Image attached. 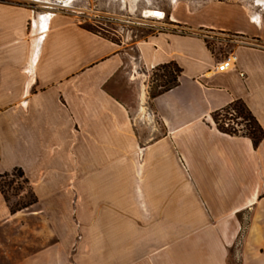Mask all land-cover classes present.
Returning a JSON list of instances; mask_svg holds the SVG:
<instances>
[{
  "label": "crops",
  "instance_id": "obj_1",
  "mask_svg": "<svg viewBox=\"0 0 264 264\" xmlns=\"http://www.w3.org/2000/svg\"><path fill=\"white\" fill-rule=\"evenodd\" d=\"M163 11L167 27L116 41L41 0H0V174L22 168L36 196L13 213L0 190V264H264V140L213 120L242 100L264 127V13L214 0ZM203 29L232 33L212 38L234 69L216 70ZM171 61L177 85L152 97ZM123 72L134 110L110 88ZM31 218L50 241L14 256L11 230Z\"/></svg>",
  "mask_w": 264,
  "mask_h": 264
},
{
  "label": "rangeland",
  "instance_id": "obj_2",
  "mask_svg": "<svg viewBox=\"0 0 264 264\" xmlns=\"http://www.w3.org/2000/svg\"><path fill=\"white\" fill-rule=\"evenodd\" d=\"M41 1L46 2L47 6L55 11L62 9L68 10L69 12L75 14L87 28L95 32H99L102 35L116 41L123 39V35H127V39H131V41L140 39L155 29L167 27L169 20L168 17H166V14L163 17L164 19L158 18L148 15L145 12V9H162V11H166L168 9V2H174L173 0H136L135 9L131 10L129 0H127V4L124 3L123 0H75L74 2H72L73 0L68 2L67 0ZM181 1L187 2L189 0ZM205 1L209 0H190L192 3L197 2L200 4ZM214 1L235 4L243 11L251 14L255 10L254 15L258 16H260L259 13H264V5H257V2L254 0ZM67 4H69L68 7ZM252 6H254V10ZM142 13H145V16L150 18L144 17ZM197 33L205 38L208 43V47L213 52L222 53L224 57L232 51L230 44H220L215 38H212V36L230 38L232 33L215 29H203L197 31ZM235 39L245 40L242 37H237ZM131 52L135 54V50H131ZM175 74V68L170 65L164 68L154 69L149 81L150 94L152 95L155 92L163 90L168 81L174 78ZM110 88H112L116 94L126 99L132 106L133 110L135 109V88L133 83L128 82V75L125 74V72H123L120 77L116 79V81L110 84ZM240 111H243L244 113H241ZM247 115V112L243 110V106L237 104L231 108L218 111L215 115L218 123L215 122L214 117L213 120L216 126L219 124L224 125L227 129L236 130L239 134H242L248 133V128L250 127L254 129L257 127L253 120H249L248 117H244ZM0 186L9 200V205L14 209L21 208L22 206L35 201V195L32 191V187L24 181V177H22L18 171H14L9 175L1 177ZM25 226L26 227L22 229L24 232H21V234H19L18 231L21 227L18 223L14 229L11 230L12 233L14 232L13 241L8 243V247L14 256L17 254V249H19L22 245L30 247V250H27V252L25 251L28 253L29 251L32 252L35 249L44 246L46 242L49 243L50 241L45 240L47 236H44V231H42L39 219L31 218L27 221ZM0 239H5V236L0 235ZM6 247L7 246L4 247V245L0 246V256H5ZM231 264H239V262L236 259H231Z\"/></svg>",
  "mask_w": 264,
  "mask_h": 264
},
{
  "label": "trees",
  "instance_id": "obj_3",
  "mask_svg": "<svg viewBox=\"0 0 264 264\" xmlns=\"http://www.w3.org/2000/svg\"><path fill=\"white\" fill-rule=\"evenodd\" d=\"M169 65L170 66H173L175 68L176 74H175L174 78L172 80H169L168 81L167 85L164 87L163 90L153 93L151 95L152 97H155L158 94H161V93H163V92H165V91H167V90H169V89H171V88H173L174 86L177 85V82H178L177 81V77L181 73L182 69L179 67V65L175 61H171L168 64L160 65L157 68L158 69L159 68H164V67L169 66ZM237 104H240L241 106H243V110H245L247 112V114H248L247 116H244V117H248L249 120H253L254 123H255V125L257 126L256 129L250 127V128H248V131H249L248 133H242V134H239L236 130L227 129L224 125H220V124L217 125L218 126V129L220 131H222V132L229 133V134H232V135L248 136V137L252 138V140L254 142V145L255 146H258L260 144V142L264 140V127L259 123V121L257 120V118L252 114V112L250 111L249 107L246 105V103L244 101L237 100V101L233 102L232 104H230L229 106H227V107H225V108H223L221 110H224L226 108H231V107H233V106H235ZM217 112L218 111H216L214 113V115H213L214 120H215L216 123H218L217 119L215 118V115H216ZM240 112L241 113H244L243 111H240ZM248 118H246V119H248ZM14 171H18L20 173V175L22 177H24V181L27 184H29L28 179L25 177L24 171L22 170V168H19V167L14 168V170H12L10 172H5L3 174H0V178L3 177V176L9 175L10 173H12ZM0 190L4 194L7 202L9 203V200L7 199V197H6L5 193L3 192L1 186H0ZM34 195H35V193H34ZM34 203H36V196H35V201H33V202L29 203V204H26V205L22 206L21 208L14 209L12 206H10L11 207V211L13 213H16L17 211L22 210V209H25V208L29 207L30 205H33Z\"/></svg>",
  "mask_w": 264,
  "mask_h": 264
},
{
  "label": "bare ground",
  "instance_id": "obj_4",
  "mask_svg": "<svg viewBox=\"0 0 264 264\" xmlns=\"http://www.w3.org/2000/svg\"><path fill=\"white\" fill-rule=\"evenodd\" d=\"M68 1H71V0H67V2H68ZM173 1L176 2L177 0H173ZM254 1L257 2V5H264V0H254ZM123 2L127 4V0H123ZM129 4H130V9H131V10H134V9H135V6H136V0H129ZM145 12H146L148 15H150V16H154V17H158V18H163L164 15H165L164 11L162 12V10H158V9H154V10H153V9H151V8H146V9H145ZM38 17H39V18L41 17L42 20H45L46 15H45V17H44V15H40V16H38ZM253 17H254L256 20L259 21V16H258V15H254ZM41 36H42V34H41Z\"/></svg>",
  "mask_w": 264,
  "mask_h": 264
},
{
  "label": "built area",
  "instance_id": "obj_5",
  "mask_svg": "<svg viewBox=\"0 0 264 264\" xmlns=\"http://www.w3.org/2000/svg\"><path fill=\"white\" fill-rule=\"evenodd\" d=\"M237 62V56L234 52H230L228 55L224 56L217 63L216 70L219 72H225L235 68ZM244 75V73H241Z\"/></svg>",
  "mask_w": 264,
  "mask_h": 264
}]
</instances>
